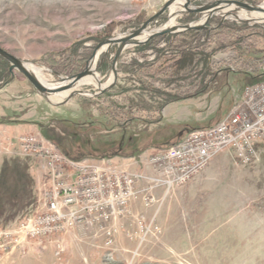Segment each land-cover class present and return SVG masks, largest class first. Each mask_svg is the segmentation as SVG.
<instances>
[{"label": "rangeland", "instance_id": "374dc122", "mask_svg": "<svg viewBox=\"0 0 264 264\" xmlns=\"http://www.w3.org/2000/svg\"><path fill=\"white\" fill-rule=\"evenodd\" d=\"M166 1L0 0V47L38 68L45 80L56 82L82 71L100 41L140 27ZM204 1L214 0H191L193 4ZM168 14L151 28L167 22ZM199 18L200 14L188 13L177 22ZM218 20L219 16L211 18L208 24L216 25ZM228 22L241 23L233 18ZM250 25L259 28L237 48L231 43L234 35H217L202 45L203 39L193 41L200 45L197 51H208L210 56L196 59L188 74H172L156 49L131 46L120 58L119 79L111 90L98 96L75 95L60 106L36 93L16 70L14 79L0 88V139L11 141L10 150L0 152V176L10 182L15 177L23 190L30 183L31 197L21 205L7 204L11 199L1 195L5 183L0 182V229L14 228L45 207L41 200L47 181L44 160L26 154L19 137L38 135L49 140L43 131L53 127L74 159L109 157L130 170L148 173L152 154L178 143L193 129L213 126L227 117L252 73L263 71L264 23ZM167 43L159 39L157 49ZM115 50L116 46L96 63L103 83L111 74ZM129 68L134 81L127 80L133 74ZM122 85L131 91L120 94L116 86ZM146 85L181 98L158 106V94L145 98L155 108H131L127 100ZM78 88L98 91L93 85ZM64 97L55 95L51 101ZM5 125L13 131L22 126L33 130L16 134ZM17 163L23 166V174L16 172ZM146 186L140 183V189ZM86 222L11 253L0 250V264H264V143L258 144L257 155L249 163H242L233 148L224 149L185 184L169 191L157 188L152 194L142 190L119 216L102 223Z\"/></svg>", "mask_w": 264, "mask_h": 264}, {"label": "built area", "instance_id": "2783aa9c", "mask_svg": "<svg viewBox=\"0 0 264 264\" xmlns=\"http://www.w3.org/2000/svg\"><path fill=\"white\" fill-rule=\"evenodd\" d=\"M259 143H264V77L244 86L239 103L220 122L193 129L178 143L152 154L148 173L130 170L109 157L74 159L42 136H21L22 150L44 160L47 181L41 200L45 207L14 228L0 229V250L11 253L82 221H109L122 214L140 191L152 194L157 188L169 191L183 185L224 149L233 148L242 163L251 162ZM10 146L8 138L0 139V152ZM141 182L147 183L143 189Z\"/></svg>", "mask_w": 264, "mask_h": 264}, {"label": "water", "instance_id": "95a60500", "mask_svg": "<svg viewBox=\"0 0 264 264\" xmlns=\"http://www.w3.org/2000/svg\"><path fill=\"white\" fill-rule=\"evenodd\" d=\"M184 5L181 6L175 15L170 14V7L174 4L175 0L166 1L150 18L144 21L140 27L128 30L125 32H120L117 34H113L110 37L100 41L89 59L86 67L80 71L79 73L72 75L61 77L59 80L62 85L56 89L47 88L40 77L28 67L26 61L18 58L14 54L8 52L7 50L0 47V56L9 62V78L0 86V88L4 87L6 84L10 83L14 77L16 70L23 74L34 86L36 93L43 96L49 103L60 106L65 105L69 102L75 95H87V96H98L103 93L111 90L117 83L119 79V62L124 51L131 47L137 46L141 44H145L157 37H161L168 34H178L185 32L190 29H212L222 25L225 21L230 19L231 14H238L241 10H247L252 12H262L264 13V1L261 3L255 4L248 1H240V0H214V1H204L202 3L193 4L191 0H185ZM168 12V20L163 25L151 28V25L158 20L160 16L164 13ZM188 13H196L200 14V18L197 21L178 23L177 18L181 15ZM219 21L216 25H209L208 22L211 18L218 17ZM174 18V23H171V19ZM203 19H205L203 21ZM241 23H249V24H262L259 22H251L249 20H236ZM114 46H116V50L112 56V64H111V76L112 80L107 83L99 80V85L96 86L98 91L92 92L89 89L83 90L79 89V83L83 78L90 74L91 64L93 63L94 58H97V61L100 57L105 56ZM102 51V48H104ZM97 66L95 67V69ZM107 83V84H106ZM63 92H67V95L58 102H52L51 97L55 95H60Z\"/></svg>", "mask_w": 264, "mask_h": 264}, {"label": "trees", "instance_id": "16d2710c", "mask_svg": "<svg viewBox=\"0 0 264 264\" xmlns=\"http://www.w3.org/2000/svg\"><path fill=\"white\" fill-rule=\"evenodd\" d=\"M240 1H252V0H240ZM219 21V20H218ZM217 21V23H218ZM256 28H259V26L256 25H250L247 23H229L228 20L225 21L222 25L213 28V29H201V30H196V29H190L187 30L185 32H182L180 34H176V35H164L161 36L159 38L153 39L147 43H145L144 45L141 46H137L136 50H144V49H149V48H153L159 51V55L161 58H164L170 65L169 71L174 74V75H179L181 73L185 74V73H191V71H193L194 68V63L196 62V59L198 60V58L200 57H205V59H209L210 56V52L208 51H197L196 48L202 44H207L210 43L212 41V39L217 36V35H221V34H226V35H234L237 36L234 38L232 45L234 47L237 48V45L239 43H242L244 41L245 38H251L255 32L254 30ZM264 28V26H263ZM106 36V35H105ZM101 39V38H100ZM100 39H97L96 41H100ZM159 39H165L166 41H168L167 45L165 47H162L160 49H157V41ZM199 39H203V43H199L200 45L196 46V43H193V41L198 42ZM102 40V39H101ZM179 42V44H178ZM107 57V56H106ZM106 57L104 58V66L103 69L106 70L109 67V61L106 59ZM177 58V59H176ZM10 64L8 61H6L4 58H2L0 56V82H5L7 80V78L10 76L9 72H8V68H9ZM134 67V65H132ZM138 68V67H137ZM131 68H129L130 70ZM131 73H133V68L130 71ZM252 78L251 81L249 83H253L256 82L260 79H262L264 77V72L259 70L257 73L253 74L252 73ZM135 78L134 73L132 74V78L131 79H127L134 81L133 79ZM117 88H119V93L120 94H127L131 91V87L127 86V85H122L120 86H116ZM116 87L114 89H116ZM143 88V87H142ZM142 93H139L140 91L137 90V95H132L133 98H127L130 107L132 108L133 106L135 107V105L137 107H142L143 109H152L155 108V104L154 105H147V101L145 100V98H148V100L151 97L158 96L161 97L160 101H156L158 106L168 102V101H172L181 97H178L177 95H173L171 93H165L162 91H158L155 90L153 87L146 85V87H144ZM157 98V97H156ZM154 103V102H153ZM53 127H48L46 129H44L43 131V135L48 138L50 141H52L53 143H55L59 149L65 153L68 156H72L70 155V151L62 144L61 139L59 135H55L53 132ZM72 158V157H71ZM74 158V157H73ZM17 168L16 172L20 171L23 174V166L20 163H17ZM13 171H15L13 169ZM20 174L19 175V179L21 182L22 178H24V176ZM17 176V175H16ZM4 181V187H3V191L1 193V195H4L5 197H10L11 200L6 201L7 204H10L11 202L13 204L16 205H21L23 203L26 202V199L31 197V191L29 189L30 183L27 184V188L25 190H23L24 187H21L23 184H16V178L14 177L12 179V181L10 182V179H5L2 176H0V182ZM12 182L15 184H12ZM21 185V186H20ZM13 186V192L11 187ZM27 190V191H26ZM4 203V204H6ZM3 203L1 202L0 199V206ZM15 205V206H16Z\"/></svg>", "mask_w": 264, "mask_h": 264}, {"label": "bare ground", "instance_id": "6f19581e", "mask_svg": "<svg viewBox=\"0 0 264 264\" xmlns=\"http://www.w3.org/2000/svg\"><path fill=\"white\" fill-rule=\"evenodd\" d=\"M185 2H186L185 0H175L174 4H172V6L170 7V14H172L174 16L175 13L179 9H181V6L184 5ZM239 13H241L242 15H245V17L249 16V21H251V22L264 23V19H263L264 13H262V12H252V11H247V10H241V11L238 12V14H231L230 15V18H233L235 20H245V19H243L244 18L243 16L240 17V14ZM253 13H255L256 15H254ZM204 20L205 19H203V21ZM172 23H174V18L171 19V23L170 24H172ZM104 49H105V47L102 48V51H104ZM96 63H97V58H94L93 63L91 64L92 65L91 66V70L92 71L90 72L89 75H87L85 78H83L81 80V82L79 83L80 85H82V86H90V85H93L95 87L99 85V78L97 76V71L95 69ZM27 65H28V63H27ZM28 67L30 69H32L40 77V79L42 80L43 84L47 88L56 89V88H59L62 85H64L60 81H56V82H52L51 83V82L45 80L42 77V75L39 73L40 70L38 68H34V67L30 66V65H28ZM111 80H112V76L110 75L109 76V79L107 80V83H109ZM62 95L66 96L67 95V92H63Z\"/></svg>", "mask_w": 264, "mask_h": 264}, {"label": "crops", "instance_id": "0c3cea01", "mask_svg": "<svg viewBox=\"0 0 264 264\" xmlns=\"http://www.w3.org/2000/svg\"><path fill=\"white\" fill-rule=\"evenodd\" d=\"M4 127H6L7 130H9V132H14L16 134H20V133H23V132L26 133V132H30V131L33 130L32 127H26V126L25 127L24 126L17 127L14 131H13L12 126L5 125Z\"/></svg>", "mask_w": 264, "mask_h": 264}]
</instances>
